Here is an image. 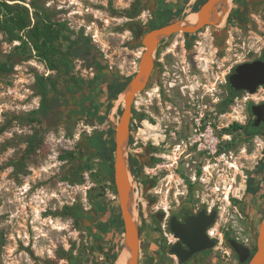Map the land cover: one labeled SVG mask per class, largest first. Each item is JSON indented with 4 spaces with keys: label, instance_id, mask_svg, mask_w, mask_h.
<instances>
[{
    "label": "rangeland",
    "instance_id": "obj_1",
    "mask_svg": "<svg viewBox=\"0 0 264 264\" xmlns=\"http://www.w3.org/2000/svg\"><path fill=\"white\" fill-rule=\"evenodd\" d=\"M135 1L25 0L24 5L33 19L32 3L35 2L40 11L44 8L50 14V21L63 23L68 28V38L62 39L64 55L58 58L62 72L48 70L37 57L27 58V52L16 48L19 42H9L0 29V264H70L68 253L78 257L81 264H101L105 253L119 255L126 249L123 216L114 181L115 132L124 108V91L137 72L145 50L143 37H135L129 28L134 13L141 9L140 4H145L144 0ZM195 2L183 0L171 17L168 13L172 8H168L158 22L175 20L180 10L184 11L181 19H185L196 11ZM58 5H65L66 13H61ZM231 6L232 3L229 8L222 4L217 10L221 18L216 21L219 25H209L202 31L211 29L217 33L230 29L240 60L244 57L240 45L248 42L249 35L255 47L264 41V10L250 20L249 25L232 29L228 27L232 20ZM146 21L144 18L143 23ZM71 41L85 49L94 46L108 64L106 72L109 74L99 79L101 84L95 88L93 98L81 115L67 123L55 121V115L43 123L33 121L32 117L36 118L33 111L42 101L37 75L46 77L47 100L70 97V102L74 101L73 93L80 91V79L94 77L93 71L68 50ZM212 41L213 38L206 35L204 43ZM172 42L176 44L175 40ZM204 55L212 59L211 52ZM3 64L7 69L1 68ZM67 68L70 72H66ZM108 86L114 90L120 88L122 92L110 97ZM141 133L148 141L151 135L148 123ZM131 136L127 158L130 195L135 197V221L141 243L139 264H159L154 258L162 247L166 256L169 243L159 223L152 219L151 211L152 206L166 205L168 186L158 194L159 201L151 205L149 197L154 189L149 178L157 165V171L162 172L161 183L166 182L165 174L170 171L164 158L154 162L146 155L138 161L137 155L142 154L137 149L141 147L133 145ZM33 137L37 143L33 150H28ZM236 146V157L231 160L236 167L221 162L224 169L214 181L208 178L210 172L215 174V166L210 162L209 172L204 170L206 181L197 180L198 187L205 191L215 182L221 187L223 181L226 192L231 189V195L235 193L232 200L237 209H221L213 226L219 231V243L207 252L221 259L222 264H245L239 261L228 239L244 240L243 243L255 251L259 226L264 219V138H249L238 132ZM190 181L188 179L187 183ZM180 182L177 178L176 183L181 187ZM169 237L172 238L170 234ZM174 257L178 263L177 256Z\"/></svg>",
    "mask_w": 264,
    "mask_h": 264
},
{
    "label": "flooded vegetation",
    "instance_id": "obj_2",
    "mask_svg": "<svg viewBox=\"0 0 264 264\" xmlns=\"http://www.w3.org/2000/svg\"><path fill=\"white\" fill-rule=\"evenodd\" d=\"M144 1L145 4H140L141 9L134 13L129 23L131 30L137 29V25H141L144 29L140 36H137L132 30L135 37L142 38L151 29L180 20L184 14V11L180 10L175 20L160 24L158 20L163 13L168 8H172V11L168 13L171 17L175 14V9H179V3L183 0ZM206 1L196 0L194 6L196 10ZM107 4H110L109 1ZM64 6L58 5L61 13H66V9H63ZM225 7L229 8L230 4H225ZM263 10L264 0H232L229 11L232 13V20L228 27L240 29L238 25H249V21L257 17L258 13ZM40 15L46 18L51 17L44 8L40 11ZM144 18L147 21L143 23ZM206 27L194 33L173 34L159 42L148 84L136 96L133 106L131 126L134 125V130H130V134L133 145L141 147V150L137 149V152L142 154L137 155L138 161L146 155L151 156L154 162L164 158L167 162V171H170L165 174L166 182L161 183L159 175L162 172L161 170L157 171L159 168L157 165L152 168L154 175L149 178V184L154 189L153 194L149 197L151 205L159 201L158 194L165 191L164 187L168 186L166 205L160 203L156 208L152 206L154 210L151 213L152 219L159 223L161 231L167 237L169 252L166 255L169 256H174L171 252L172 245L180 242V239L175 237L171 231V222L174 218L178 223L183 224L186 217L197 216L203 210L208 214L216 212V221L206 229V233L216 239L217 246L219 231H216L213 226L220 217V211L226 207L228 210L236 207L232 200L235 193L233 192L231 195V189L226 192L227 186L223 184V181H221L222 186L219 187V191H216L214 186L205 191L198 187L199 182L188 184L187 180L192 179L194 175L200 178L204 170L209 171L207 165L210 162L218 163L219 168H215V176L219 177L224 169L221 162L232 163L231 160L236 157L238 132H242L249 138H254V136L264 138V84H258L254 92L248 88H238L237 86L241 83L237 77V68L241 64L259 61L262 66L261 72L264 73V41L255 47L251 40L252 36L249 35L248 42L243 41V45H240V48L244 50H242L244 57L238 60L237 44L232 31L227 29V31L220 30V32L213 33L211 29H206L207 31L203 32L202 30ZM206 35L213 38L211 44L204 43ZM174 40L176 44L172 42ZM79 46L82 51L86 50L81 45ZM209 52L212 55L211 60L209 56L204 55ZM77 57L84 62L85 67L93 71L94 77L92 79L82 78L85 80L83 83L80 79V91L72 95L74 101L70 102V97L58 99L57 102L60 103L51 111L45 121L55 115L57 119L55 121L67 123L84 113L87 102L93 98L95 88L97 89L101 84L99 79L109 74V71L106 72L108 64L99 54L98 59L106 66L100 70L101 72L96 68L88 67L85 59L81 56ZM37 58L45 64L48 70L63 71L59 59L57 61L61 68L50 69L45 61ZM208 61L211 62L208 63ZM67 69L66 72H70ZM251 75L255 76L254 71L251 72ZM41 76L45 82L46 77ZM91 80H96L94 87L88 83ZM40 93L42 101L39 107L44 105L41 89ZM146 123L149 125L151 134L148 141H145L141 133ZM210 141L216 146L214 153L198 150L199 145H207ZM162 148L165 149L164 152ZM262 149L264 150V147ZM232 166L236 167V164L233 163ZM177 178L182 181L180 182L181 187L176 183ZM230 186L233 188V185ZM211 232L213 235L217 234V237L211 236ZM169 234L172 238L169 237ZM182 245L187 247L183 242ZM215 247L195 254L190 261ZM163 249L164 247L156 255L165 257ZM252 252H254L253 249ZM104 255L106 260L107 256ZM67 257L70 264H81V260L73 253H68ZM178 263L180 264L179 260Z\"/></svg>",
    "mask_w": 264,
    "mask_h": 264
},
{
    "label": "water",
    "instance_id": "obj_3",
    "mask_svg": "<svg viewBox=\"0 0 264 264\" xmlns=\"http://www.w3.org/2000/svg\"><path fill=\"white\" fill-rule=\"evenodd\" d=\"M226 0H207L193 14L191 20H176L148 31L142 38L145 50L139 60L138 70L132 79L128 82L124 91V108L120 120L116 125L115 135V183L119 195L120 207L123 216L125 229V245L129 255L128 264H139L140 259V236L139 229L135 218L132 215L129 182V162L127 158V145L131 130V121L133 116V106L136 96L146 87L151 76L154 66V55L159 42L173 34L177 33H194L208 25H216L220 20L217 10ZM133 30V29H132ZM141 25L133 30L137 36L143 34ZM264 68V64H263ZM262 66L259 61L254 63H245L238 66V88H248L251 92L256 90L260 83L264 84V73L261 72ZM254 71L255 76L251 75ZM252 82L249 83V81ZM252 83V85H251ZM216 221V212L208 214L201 211L197 216L186 217L183 224L178 223L176 218L171 222V231L180 242L172 245L171 252L177 256L180 264H189L195 254L211 249L216 246V239L211 238L206 229ZM182 242L187 246L183 247ZM229 244L237 253L241 263L264 264V219L260 223L257 248L254 252L252 249L238 241L229 239Z\"/></svg>",
    "mask_w": 264,
    "mask_h": 264
},
{
    "label": "trees",
    "instance_id": "obj_4",
    "mask_svg": "<svg viewBox=\"0 0 264 264\" xmlns=\"http://www.w3.org/2000/svg\"><path fill=\"white\" fill-rule=\"evenodd\" d=\"M24 2L25 0H0V29L5 33L9 42H19L16 48L22 52H27V58L35 55L45 61L48 68H61L57 59L61 58L64 54L65 45L62 39H64V36L68 38V28L63 23L56 24L48 18L42 17L40 9L35 2L32 3L35 9V17L33 19L29 8L24 5ZM45 43L47 44L44 45ZM68 44V50L71 54L85 59L88 67L96 68L99 71L106 68L101 60L98 59L99 53L94 46L91 45L82 51L77 42L71 41ZM1 68L7 69L6 64H3ZM69 70L70 68L67 69V71ZM81 82L83 83L85 80L81 79ZM36 83L44 96V105L33 111L36 118L32 117V120L43 123L60 102H57L58 99L47 100V86L43 81V76L37 75ZM88 83L94 87L96 80H91ZM107 91L110 97L122 92L120 88L114 90L110 86L107 87ZM36 143V137L31 138L28 150H33ZM108 152L110 153V157L112 149L110 148ZM107 155L108 153L106 152V157ZM252 183L251 180L250 189H252ZM106 256V260L101 264H115L118 253H114L113 255L106 254Z\"/></svg>",
    "mask_w": 264,
    "mask_h": 264
},
{
    "label": "crops",
    "instance_id": "obj_5",
    "mask_svg": "<svg viewBox=\"0 0 264 264\" xmlns=\"http://www.w3.org/2000/svg\"><path fill=\"white\" fill-rule=\"evenodd\" d=\"M160 255L162 256V253ZM166 256H168V257H166ZM166 256L165 257L157 256L155 258V263L164 264L165 261H167V262H169V264H178L177 262H175L174 256H171V255L170 256L166 255ZM189 264H222V261H221V259L215 257L211 253H204V254L198 255V257H196V259H193L192 261H190Z\"/></svg>",
    "mask_w": 264,
    "mask_h": 264
},
{
    "label": "built area",
    "instance_id": "obj_6",
    "mask_svg": "<svg viewBox=\"0 0 264 264\" xmlns=\"http://www.w3.org/2000/svg\"><path fill=\"white\" fill-rule=\"evenodd\" d=\"M198 150H199V151L206 150V151H209V152H211V153H214V152L216 151V146L214 145V143H213L212 141H210L207 145H199ZM212 163H213V165L215 166V167H214V171H215L216 169L219 168L217 162H216V163H215V162H212ZM229 164L231 165V167H233V166H232L233 163H229ZM215 168H216V169H215ZM208 172H209V171H208ZM210 174H211V177L208 176V178H211V179H213L214 181H217V180H215V179L217 178V177L215 176V174L212 173V172H210ZM203 175H204V173L200 176V178H197V175H194V176L192 177V179H191L190 182H193V183H194V182H196L198 179H200V180H202L203 182H205L206 179L204 178ZM214 187L218 190L220 186H218L217 183L215 182ZM218 191H219V190H218ZM235 209H237V207H235ZM211 233H212V232H211ZM211 236H215V237H217V234H216V235H213V233H212ZM238 239H239V237H238ZM243 242H244V240H243ZM245 242H246V241H245Z\"/></svg>",
    "mask_w": 264,
    "mask_h": 264
},
{
    "label": "bare ground",
    "instance_id": "obj_7",
    "mask_svg": "<svg viewBox=\"0 0 264 264\" xmlns=\"http://www.w3.org/2000/svg\"><path fill=\"white\" fill-rule=\"evenodd\" d=\"M231 4L232 0H226L224 2V4ZM228 11V10H227ZM223 12V11H222ZM194 14L192 13L191 15L188 16L187 20H191L193 18ZM220 16V15H219ZM223 17V16H222ZM129 203L131 206V210H132V215L135 218L136 217V207H135V197L133 195L130 196L129 198ZM129 262V255L127 250H123L117 257L116 259V263L118 264H128Z\"/></svg>",
    "mask_w": 264,
    "mask_h": 264
}]
</instances>
